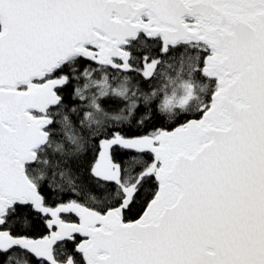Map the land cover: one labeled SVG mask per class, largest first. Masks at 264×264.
Wrapping results in <instances>:
<instances>
[{
  "label": "snow or ice",
  "instance_id": "1",
  "mask_svg": "<svg viewBox=\"0 0 264 264\" xmlns=\"http://www.w3.org/2000/svg\"><path fill=\"white\" fill-rule=\"evenodd\" d=\"M0 264H264V0H0Z\"/></svg>",
  "mask_w": 264,
  "mask_h": 264
},
{
  "label": "trees",
  "instance_id": "2",
  "mask_svg": "<svg viewBox=\"0 0 264 264\" xmlns=\"http://www.w3.org/2000/svg\"><path fill=\"white\" fill-rule=\"evenodd\" d=\"M144 88H145V90H148V85H142Z\"/></svg>",
  "mask_w": 264,
  "mask_h": 264
}]
</instances>
